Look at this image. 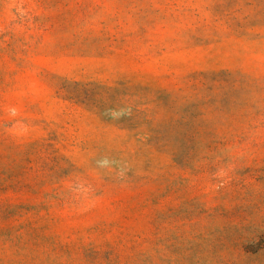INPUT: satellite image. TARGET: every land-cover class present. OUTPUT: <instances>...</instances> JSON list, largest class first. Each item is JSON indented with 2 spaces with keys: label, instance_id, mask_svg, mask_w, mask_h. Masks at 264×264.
<instances>
[{
  "label": "rangeland",
  "instance_id": "rangeland-1",
  "mask_svg": "<svg viewBox=\"0 0 264 264\" xmlns=\"http://www.w3.org/2000/svg\"><path fill=\"white\" fill-rule=\"evenodd\" d=\"M0 264H264V0H0Z\"/></svg>",
  "mask_w": 264,
  "mask_h": 264
}]
</instances>
